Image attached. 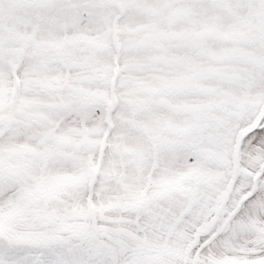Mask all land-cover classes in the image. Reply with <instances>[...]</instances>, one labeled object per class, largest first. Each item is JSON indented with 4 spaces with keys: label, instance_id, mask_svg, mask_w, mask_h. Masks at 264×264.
Wrapping results in <instances>:
<instances>
[{
    "label": "snow or ice",
    "instance_id": "snow-or-ice-1",
    "mask_svg": "<svg viewBox=\"0 0 264 264\" xmlns=\"http://www.w3.org/2000/svg\"><path fill=\"white\" fill-rule=\"evenodd\" d=\"M0 264H264V0H0Z\"/></svg>",
    "mask_w": 264,
    "mask_h": 264
}]
</instances>
